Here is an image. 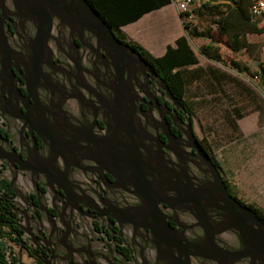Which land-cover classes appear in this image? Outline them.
<instances>
[{"label":"flooded vegetation","instance_id":"1","mask_svg":"<svg viewBox=\"0 0 264 264\" xmlns=\"http://www.w3.org/2000/svg\"><path fill=\"white\" fill-rule=\"evenodd\" d=\"M7 2L0 9V225L24 264H252L237 258L238 230L217 208L191 204L199 203V194L192 198L185 188L178 194L169 180L157 181L152 167L147 179L157 189L144 200L137 174L127 171V147L144 141L143 154L163 149L166 167H157L163 179L173 176L194 188L209 183L184 138L188 113L230 195L256 215L198 135L191 109L153 64L146 61L148 75H122L106 53H95L89 33L73 34L55 21L42 59L29 43L37 30L17 31V8ZM165 132L184 138L175 145L180 158L166 148ZM182 200L189 204L179 205ZM161 219L170 226L161 227L162 246Z\"/></svg>","mask_w":264,"mask_h":264},{"label":"water","instance_id":"2","mask_svg":"<svg viewBox=\"0 0 264 264\" xmlns=\"http://www.w3.org/2000/svg\"><path fill=\"white\" fill-rule=\"evenodd\" d=\"M7 1L11 4H15L17 8V14L14 15L19 23V25H15L17 31L19 30V26L23 29L32 26L37 30L36 35L29 43L34 53H42V59H45V48L53 37L52 27L55 21L61 29L69 28L70 32L73 34L76 32L81 34L85 32L89 33L94 39L95 53L100 56L106 53L108 61L112 64V68L122 75L127 74L129 77H136V74L139 72L137 77H140L139 74L148 75L147 73H151V68L141 54L133 50L128 44L121 42L109 24L101 18L86 0H0V9L4 10V4ZM75 39L76 38H73L71 40L73 46H75ZM163 88V90L170 94L172 103L175 107L180 108L178 101L174 95L170 93L169 87ZM175 113L174 120L176 121L178 119V113ZM185 116L186 122L185 129L183 130L184 138L190 141L189 147L194 149L197 153L196 156L199 158V163L197 165L200 170L199 172L203 175L207 174L211 178V181L209 182L205 178H197L199 183H209L206 185L199 184V186L194 188L191 184H184V180L173 176L163 179L165 171L160 170L161 167H166L163 149H147L146 153L143 154L144 141H142L141 144L134 146V149L130 146L127 147V152L131 155V157L128 158L127 171L128 173L137 174L136 179L140 184V196L146 200L150 198L152 190L157 189V184H151L152 180L149 181L147 179L148 174L153 176V174L150 173V169L156 167L154 174L156 173L155 175L161 178H156L157 181L169 180L173 186L172 190L175 191L176 189L178 194L183 192L184 188L191 191L192 198L199 194V203L196 204L195 201H192L191 204L197 205L204 210L210 206L217 208L220 211V215L228 222L229 227L238 230V235L235 240V243H237L239 247L238 259H248L252 264H264V222L251 213L242 202L230 195L225 181L219 173L215 163L211 157L203 151L193 130V123L188 113H186ZM161 122L166 128H170L165 116ZM175 125L177 126L176 123ZM165 133L169 137L171 144V147L167 146L166 148L177 157L181 156L175 150V145L181 140H184V138H176L168 132ZM157 167L160 168L158 169ZM157 181L155 182L157 183ZM159 188H161V186H159ZM185 202L189 204V202L182 200L179 205ZM144 206H147L146 202H144ZM161 222L163 224H160L158 227L159 231H157V238L158 244L162 246L163 244H167L162 228H170V226L163 220Z\"/></svg>","mask_w":264,"mask_h":264},{"label":"crops","instance_id":"3","mask_svg":"<svg viewBox=\"0 0 264 264\" xmlns=\"http://www.w3.org/2000/svg\"><path fill=\"white\" fill-rule=\"evenodd\" d=\"M155 2H157L155 7L145 10L141 17L135 19L136 21L121 27V31L127 40L138 43L156 58L163 57L169 47L176 48L180 38L188 39L198 63L181 69L185 81L183 97L193 112L194 128H198L197 126L208 128L202 131L203 135L200 137L205 139L211 148V137L213 138L211 134L215 135V133L214 131L210 132L209 128H213L214 120L211 116L203 113L206 110H217L219 122L223 124L221 128H239L238 132L243 136L261 128L264 124V92L259 85V80L253 76L255 69L251 66L252 59L246 50L233 52L227 36L214 40L190 38L177 7L168 0H155ZM206 4L228 5V2L224 0H195L191 10L194 11ZM205 9L204 7L203 10ZM197 19L195 16L192 20L198 23L197 25L202 29L203 21L199 22ZM213 30L214 33H219L216 27ZM192 41L198 46L200 54L192 47ZM248 42L257 44V47L262 51L264 61V33L249 34ZM207 45L220 48V54L224 61H214L202 55L200 49ZM231 61H237L249 67L250 72L240 73L233 69ZM0 233L3 235L0 240L5 244L3 253L7 256L5 264H24L26 259L24 257L23 261L19 258V250L12 245L8 230L2 228ZM0 264L3 263L0 262Z\"/></svg>","mask_w":264,"mask_h":264},{"label":"trees","instance_id":"4","mask_svg":"<svg viewBox=\"0 0 264 264\" xmlns=\"http://www.w3.org/2000/svg\"><path fill=\"white\" fill-rule=\"evenodd\" d=\"M93 9L101 16V18L109 24L113 31L117 33V38L126 42L127 38L121 31V27L131 22L136 21L141 17L145 10L155 7L157 2L155 0H86ZM171 3V0H168ZM228 5H210L206 4L201 8L187 14H182L184 20L185 30L190 38H208V39H221L222 36L228 37V42L233 52H239L243 49L249 54L250 58L256 62L257 70L253 76L259 80V85L264 92V61L259 57L254 58V53L262 52L257 44L248 42L249 34H262L264 30L260 27L259 23L253 18L251 13V0H224ZM204 7L206 8L205 10ZM225 7V9H223ZM198 17L199 22L204 20L201 18L209 17L210 25L202 29L198 25H190L189 21L193 17ZM136 19V20H135ZM216 27L218 34L214 33L213 28ZM217 35V36H215ZM131 46L139 52L143 59L153 64V67L165 77L167 83L170 85L172 91L177 95L178 100L184 105L188 106L184 100L183 93L185 88V81L182 75V68L195 65L198 59L188 43L186 37H182L177 41V47H169L167 53L161 57H154L149 51L135 42L129 41ZM200 52L205 57L222 62L220 48L214 45L203 46ZM233 69L240 73H249L250 68L242 65L240 62H230ZM189 107V106H188ZM190 114L193 115L192 110ZM248 208L254 212L259 218L264 220V211L259 209L253 204H247ZM0 225V229H2ZM0 233V238L2 237ZM13 241V240H11ZM5 244L0 240V262L6 263ZM10 259L12 256H9ZM14 262H16L14 260Z\"/></svg>","mask_w":264,"mask_h":264},{"label":"rangeland","instance_id":"5","mask_svg":"<svg viewBox=\"0 0 264 264\" xmlns=\"http://www.w3.org/2000/svg\"><path fill=\"white\" fill-rule=\"evenodd\" d=\"M202 19L204 20L203 28L206 24L210 25L209 17ZM194 20L189 21L190 25L198 24ZM191 44L194 50L199 53L198 46L193 41ZM253 56L263 60L262 52L254 53ZM251 62V66L256 71V62L252 60ZM203 113L211 116L214 120L213 128H209L210 132L214 131L215 133V135L211 134L213 136V138L211 137V151L221 165L227 181L240 200L253 204L264 211V124L255 132L250 131L243 136L238 132L239 128H221L223 124L219 122L217 110H206ZM197 127L196 131L199 136L203 135V130L208 129Z\"/></svg>","mask_w":264,"mask_h":264},{"label":"built area","instance_id":"6","mask_svg":"<svg viewBox=\"0 0 264 264\" xmlns=\"http://www.w3.org/2000/svg\"><path fill=\"white\" fill-rule=\"evenodd\" d=\"M194 2L195 0H171V3L177 7L181 15L191 12V7L193 6ZM251 13L253 18L264 30V0H251Z\"/></svg>","mask_w":264,"mask_h":264}]
</instances>
